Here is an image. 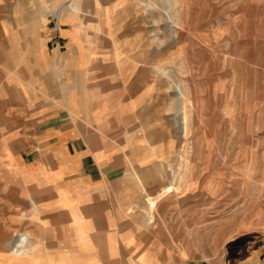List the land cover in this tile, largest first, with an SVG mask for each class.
<instances>
[{
    "label": "crops",
    "instance_id": "obj_1",
    "mask_svg": "<svg viewBox=\"0 0 264 264\" xmlns=\"http://www.w3.org/2000/svg\"><path fill=\"white\" fill-rule=\"evenodd\" d=\"M127 1L0 0V264H198L161 226L194 177L183 117L170 137L150 106Z\"/></svg>",
    "mask_w": 264,
    "mask_h": 264
},
{
    "label": "rangeland",
    "instance_id": "obj_2",
    "mask_svg": "<svg viewBox=\"0 0 264 264\" xmlns=\"http://www.w3.org/2000/svg\"><path fill=\"white\" fill-rule=\"evenodd\" d=\"M173 2L164 13L163 0H128L125 11L165 135L177 138L185 111L189 122L177 149L194 185L161 226L179 257L264 264V0ZM12 228V250L22 233L25 251L30 236Z\"/></svg>",
    "mask_w": 264,
    "mask_h": 264
},
{
    "label": "bare ground",
    "instance_id": "obj_3",
    "mask_svg": "<svg viewBox=\"0 0 264 264\" xmlns=\"http://www.w3.org/2000/svg\"><path fill=\"white\" fill-rule=\"evenodd\" d=\"M178 1H176V3H177ZM163 4H164V7H163V9L162 10H164L165 12L164 13H166V11L168 10V9H170V6L173 8V5L175 6V4H174V2H173V0H163ZM156 5V4H155ZM158 8V7H157ZM173 10V9H172ZM175 11V10H174ZM177 13V12H176ZM168 15V14H167ZM166 16V15H165ZM85 23V22H84ZM183 120H184V129H185V131H186V128H187V113H186V111L184 112V115H183ZM135 173V172H134ZM250 196V195H249ZM242 208V207H241ZM245 209V208H244ZM233 214V213H232ZM22 234V233H21ZM18 236V235H17ZM26 238V237H25ZM17 239V238H16ZM19 240V239H18ZM31 241V240H30ZM28 242V241H27ZM17 243V242H16ZM15 243V244H16ZM25 243H26V241H25ZM29 243H31V242H29ZM28 244V243H27ZM9 245V244H8ZM7 245V246H8ZM30 245V244H29ZM13 246V245H12ZM15 246V245H14ZM31 246V245H30Z\"/></svg>",
    "mask_w": 264,
    "mask_h": 264
},
{
    "label": "built area",
    "instance_id": "obj_4",
    "mask_svg": "<svg viewBox=\"0 0 264 264\" xmlns=\"http://www.w3.org/2000/svg\"><path fill=\"white\" fill-rule=\"evenodd\" d=\"M17 235V234H16ZM19 241L15 244L14 248L16 252H21L25 248V237L21 234L19 235Z\"/></svg>",
    "mask_w": 264,
    "mask_h": 264
}]
</instances>
